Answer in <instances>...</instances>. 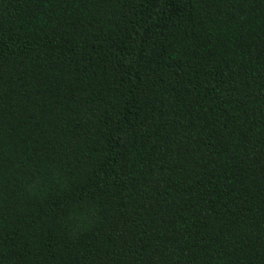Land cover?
<instances>
[{
  "label": "trees",
  "instance_id": "obj_1",
  "mask_svg": "<svg viewBox=\"0 0 264 264\" xmlns=\"http://www.w3.org/2000/svg\"><path fill=\"white\" fill-rule=\"evenodd\" d=\"M0 264H264V0H0Z\"/></svg>",
  "mask_w": 264,
  "mask_h": 264
}]
</instances>
